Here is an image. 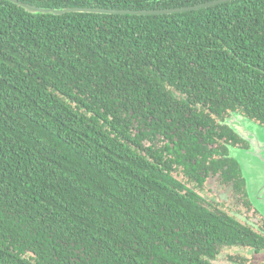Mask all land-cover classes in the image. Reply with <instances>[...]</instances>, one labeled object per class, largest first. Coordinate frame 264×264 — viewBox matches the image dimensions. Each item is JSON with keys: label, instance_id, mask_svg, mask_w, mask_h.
Instances as JSON below:
<instances>
[{"label": "trees", "instance_id": "trees-1", "mask_svg": "<svg viewBox=\"0 0 264 264\" xmlns=\"http://www.w3.org/2000/svg\"><path fill=\"white\" fill-rule=\"evenodd\" d=\"M22 1L160 9L211 0ZM210 106L264 124V0L154 15L31 13L0 0V264H160L176 228L221 229L208 213L187 223L175 158L146 141L204 125ZM125 226L140 238L120 236ZM239 231L221 229L226 241L242 240Z\"/></svg>", "mask_w": 264, "mask_h": 264}, {"label": "flooded vegetation", "instance_id": "flooded-vegetation-1", "mask_svg": "<svg viewBox=\"0 0 264 264\" xmlns=\"http://www.w3.org/2000/svg\"><path fill=\"white\" fill-rule=\"evenodd\" d=\"M187 106L194 104L188 103ZM235 111L240 110L219 111L214 107L203 112L206 117L204 125L177 124L167 129L165 134H147L146 141L155 150L160 149V153L172 161L175 158L173 162L179 172V184L187 186L178 191L188 195L184 201L183 216L193 215L187 218V223L208 213L218 224L224 225L221 229L228 225H239L242 229L239 231L242 240L232 241L227 235L226 241L221 229L207 232L192 230V234L188 235L190 232L182 231L186 226L183 224L176 228L180 231L179 237L173 234L167 239L164 246L166 255L161 257L160 264H264V215L253 205L242 168L230 156V146L248 147L242 136L226 124L231 112ZM180 130L186 133L174 135ZM169 174L172 178L166 183L174 184V175ZM128 228L125 226L120 236L140 238L139 231L131 228L127 231ZM127 251L140 252L138 247L132 246ZM125 262H128L127 259H124Z\"/></svg>", "mask_w": 264, "mask_h": 264}, {"label": "water", "instance_id": "water-1", "mask_svg": "<svg viewBox=\"0 0 264 264\" xmlns=\"http://www.w3.org/2000/svg\"><path fill=\"white\" fill-rule=\"evenodd\" d=\"M24 7L31 13H54L63 14L69 11L79 12H95V13H110V14H135V15H154V14H169L177 12H185L197 10L200 8L210 7L231 0H211L204 3H198L187 6H179L172 8L160 9H126V8H106L92 6H73L63 8L41 7L34 4L24 2L22 0H9ZM233 116V117H232ZM242 113L231 112L227 118L226 124L248 143L247 148H240L239 157H233L238 161L242 171L248 175V195L251 201L264 215V126L262 128H254L248 122L241 120ZM262 125V124H261ZM253 223V221H252ZM259 227V226H258ZM260 228V227H259Z\"/></svg>", "mask_w": 264, "mask_h": 264}, {"label": "rangeland", "instance_id": "rangeland-1", "mask_svg": "<svg viewBox=\"0 0 264 264\" xmlns=\"http://www.w3.org/2000/svg\"><path fill=\"white\" fill-rule=\"evenodd\" d=\"M241 120L242 121H244V122H248L252 127H254V128H262L264 125H261L259 122H257L255 119H253V118H250V117H248V116H246V115H244V116H242V118H241ZM231 148V155H233L234 157H239V153H240V151H243L242 149H240V148H237V147H233V146H230ZM243 176H244V178L246 179V182H247V187H248V184H249V182L247 181V177H248V175L247 174H245L244 172H243ZM253 203V202H252ZM254 204V203H253ZM255 205V204H254ZM256 206V205H255ZM257 207V206H256ZM258 208V207H257ZM259 209V208H258ZM258 226V225H257Z\"/></svg>", "mask_w": 264, "mask_h": 264}, {"label": "clouds", "instance_id": "clouds-1", "mask_svg": "<svg viewBox=\"0 0 264 264\" xmlns=\"http://www.w3.org/2000/svg\"><path fill=\"white\" fill-rule=\"evenodd\" d=\"M236 113H242L241 111H235ZM243 115H246V114H244V113H242ZM246 116H248V115H246ZM248 117H250V116H248ZM250 118H252V117H250ZM254 119V118H253ZM257 121V120H256ZM257 122H259V121H257ZM260 124H262L261 122H259ZM262 125H264V124H262Z\"/></svg>", "mask_w": 264, "mask_h": 264}]
</instances>
